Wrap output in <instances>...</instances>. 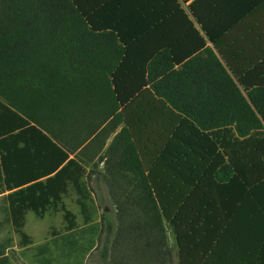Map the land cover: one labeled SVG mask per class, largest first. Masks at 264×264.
Masks as SVG:
<instances>
[{
	"label": "trees",
	"instance_id": "obj_1",
	"mask_svg": "<svg viewBox=\"0 0 264 264\" xmlns=\"http://www.w3.org/2000/svg\"><path fill=\"white\" fill-rule=\"evenodd\" d=\"M263 3L0 0V264L3 229L26 246L27 213L48 211L65 231L36 264H264V102L226 57Z\"/></svg>",
	"mask_w": 264,
	"mask_h": 264
},
{
	"label": "rangeland",
	"instance_id": "obj_2",
	"mask_svg": "<svg viewBox=\"0 0 264 264\" xmlns=\"http://www.w3.org/2000/svg\"><path fill=\"white\" fill-rule=\"evenodd\" d=\"M92 167L91 165L86 166V174L87 176L89 175V177ZM102 168V164L97 163V168L94 170V174L91 175V180L87 182L91 195L88 207L93 222H102L104 213H107L110 217H114V207L109 199L107 189L97 175L102 171ZM96 178L99 180L96 181ZM1 198L2 195H0V201ZM63 204L75 215L77 224L82 226L83 217L78 205V196L72 186H69L67 194L63 197ZM64 228L65 222L61 212L48 211L43 215H36L30 212L27 213L25 223L21 229V232L25 234L30 241L28 245L24 246L22 244L20 235L15 233L11 227H5L1 236L10 237L12 239V247L7 251L12 264H36L34 261L35 247L50 240L52 232L53 234H62L65 231ZM168 235L170 244L174 248V239L170 229H168ZM87 264H98V253L96 251L90 255Z\"/></svg>",
	"mask_w": 264,
	"mask_h": 264
},
{
	"label": "crops",
	"instance_id": "obj_3",
	"mask_svg": "<svg viewBox=\"0 0 264 264\" xmlns=\"http://www.w3.org/2000/svg\"><path fill=\"white\" fill-rule=\"evenodd\" d=\"M227 43L230 49L226 57L236 72V81L250 85L248 89L259 93L261 97L257 99L264 102V3L254 11L248 23L241 24L227 35ZM242 193L245 195L247 190Z\"/></svg>",
	"mask_w": 264,
	"mask_h": 264
}]
</instances>
